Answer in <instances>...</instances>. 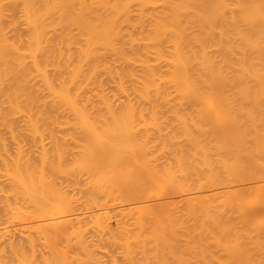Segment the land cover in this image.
Wrapping results in <instances>:
<instances>
[{"label":"bare ground","instance_id":"6f19581e","mask_svg":"<svg viewBox=\"0 0 264 264\" xmlns=\"http://www.w3.org/2000/svg\"><path fill=\"white\" fill-rule=\"evenodd\" d=\"M107 263L264 264V0H0V264Z\"/></svg>","mask_w":264,"mask_h":264},{"label":"rangeland","instance_id":"374dc122","mask_svg":"<svg viewBox=\"0 0 264 264\" xmlns=\"http://www.w3.org/2000/svg\"><path fill=\"white\" fill-rule=\"evenodd\" d=\"M249 185V184H248ZM250 186V185H249ZM248 187V186H247ZM249 188V187H248ZM248 188H246L245 189V191L246 192H249L247 189ZM244 191V192H245ZM192 192V193H191ZM194 191H190V192H186V193H179V192H173V191H160V192H156L155 193V195L153 196V198L151 197V200H150V198H147V200H150V201H147L145 198V200L144 199H141V201L140 200H138V201H140V202H136L135 201V203H133L132 201H131V203L129 202V204H128V206H130V207H132V205L134 206H142V205H144L143 203H145L146 201V203L145 204H148L150 207H151V210H155V209H157V208H159V209H162L163 208V210H166V211H168L169 210V208H170V210H171V208L172 207H177V209H176V207H175V209H176V211H175V213H176V215L178 214V211H179V214L181 215L182 214V211H183V205H185V204H187V198H191V197H188V196H191V195H195L196 196V192L195 193H193ZM176 193V194H175ZM189 193V194H188ZM202 194H204V195H208V194H210L211 193V190H207V189H205V190H203L202 192H201ZM182 194V195H181ZM187 195V196H186ZM192 196V197H193ZM186 198V199H185ZM143 200V201H142ZM183 200V201H182ZM183 206V207H182ZM149 207V208H150ZM167 208V209H166ZM174 208L172 209V210H175ZM180 211H181V213H180ZM112 216H113V219L115 220L116 219V214H114V213H112ZM187 222H189L188 220L186 221V223ZM191 222V221H190ZM187 226H190L189 228H191L194 224H193V222H191V223H188V224H186ZM185 225V223H184V226H182L183 228L186 226ZM185 228H187V227H185ZM184 228V229H185ZM179 229H181V230H179ZM178 229V233L180 234V231H183L182 230V228H179ZM210 250H212V248L210 249ZM100 256V255H99ZM101 257H103L101 260H103L104 262L106 261V262H108V258H105V256H101ZM100 257V258H101ZM108 264V263H107Z\"/></svg>","mask_w":264,"mask_h":264}]
</instances>
